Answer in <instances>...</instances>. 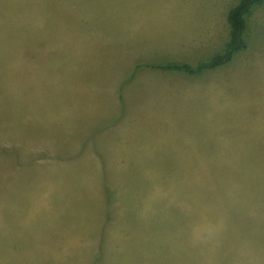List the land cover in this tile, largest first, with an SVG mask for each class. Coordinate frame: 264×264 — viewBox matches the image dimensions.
<instances>
[{
    "label": "rangeland",
    "instance_id": "rangeland-1",
    "mask_svg": "<svg viewBox=\"0 0 264 264\" xmlns=\"http://www.w3.org/2000/svg\"><path fill=\"white\" fill-rule=\"evenodd\" d=\"M238 1L0 0V264H264V3L162 66Z\"/></svg>",
    "mask_w": 264,
    "mask_h": 264
},
{
    "label": "trees",
    "instance_id": "trees-1",
    "mask_svg": "<svg viewBox=\"0 0 264 264\" xmlns=\"http://www.w3.org/2000/svg\"><path fill=\"white\" fill-rule=\"evenodd\" d=\"M264 0H239L227 13L229 23V34L223 50L213 55L206 61H201L195 66L184 62H175L162 65L164 69L181 70L187 73L195 74L203 70L213 69L229 62L233 55L244 49L246 46L245 32L247 28V19L251 12L258 6L262 5Z\"/></svg>",
    "mask_w": 264,
    "mask_h": 264
},
{
    "label": "crops",
    "instance_id": "crops-1",
    "mask_svg": "<svg viewBox=\"0 0 264 264\" xmlns=\"http://www.w3.org/2000/svg\"><path fill=\"white\" fill-rule=\"evenodd\" d=\"M40 220L41 221L37 222L40 224L38 226L39 232H37V234L33 235L31 242H33L35 245H37V244L43 245L44 254H47L48 252H53L55 248L59 249L57 244L60 242L64 243L65 246L70 244L71 240L69 238H73L75 236H78L76 233L67 232V231L61 233V231L56 229L54 224L52 222H50L49 218H47V217H43ZM67 235H70V237H67ZM42 236H44V240L40 241L42 239L41 238ZM87 240H88L89 244L92 243L91 240H89V239H87ZM94 241L96 242V240H94ZM10 245H12V244L10 243ZM65 246H64V248H65ZM10 247H11L10 253L8 251H5V252H8L10 254L9 256H12L11 253H14L13 251H17V250L13 249V245ZM90 260L91 259L89 258L88 260H86V262H84L82 264H93L90 262Z\"/></svg>",
    "mask_w": 264,
    "mask_h": 264
}]
</instances>
